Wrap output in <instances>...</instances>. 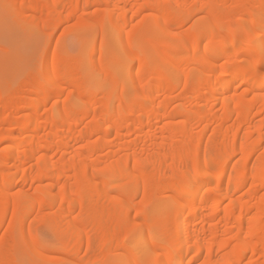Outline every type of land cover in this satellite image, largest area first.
Listing matches in <instances>:
<instances>
[{
    "label": "bare ground",
    "instance_id": "1",
    "mask_svg": "<svg viewBox=\"0 0 264 264\" xmlns=\"http://www.w3.org/2000/svg\"><path fill=\"white\" fill-rule=\"evenodd\" d=\"M0 8V264H264V0Z\"/></svg>",
    "mask_w": 264,
    "mask_h": 264
},
{
    "label": "rangeland",
    "instance_id": "2",
    "mask_svg": "<svg viewBox=\"0 0 264 264\" xmlns=\"http://www.w3.org/2000/svg\"><path fill=\"white\" fill-rule=\"evenodd\" d=\"M1 9L2 8H0V11H2ZM23 32L19 33L16 29V24L10 22L9 19H5L2 21L0 19V41H1V43L8 48H12L14 46V48L22 51L24 53V55L25 54L27 55V53H31L32 55H34L31 52L32 51L31 47L34 48V45L37 42L33 45V43L26 38L28 33L26 34L25 33L26 31L24 33ZM32 41L34 42L37 40L32 39ZM38 41L40 42V40H38ZM37 44H39V43H37ZM67 45H68L69 50H74L75 47L73 46L72 38L67 39ZM40 47H41V42H40ZM39 49H41V48H39ZM28 56H29V54L27 55V57Z\"/></svg>",
    "mask_w": 264,
    "mask_h": 264
}]
</instances>
